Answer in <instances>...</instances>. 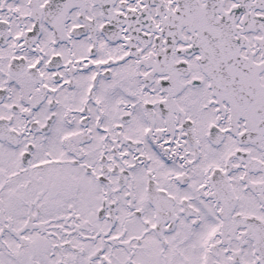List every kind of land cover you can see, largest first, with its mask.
Here are the masks:
<instances>
[{"label":"snow or ice","instance_id":"1","mask_svg":"<svg viewBox=\"0 0 264 264\" xmlns=\"http://www.w3.org/2000/svg\"><path fill=\"white\" fill-rule=\"evenodd\" d=\"M0 264H264V0H0Z\"/></svg>","mask_w":264,"mask_h":264}]
</instances>
